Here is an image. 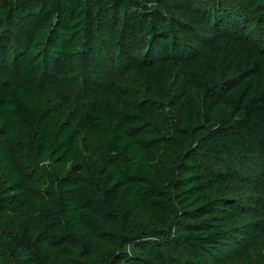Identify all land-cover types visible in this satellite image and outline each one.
Masks as SVG:
<instances>
[{
    "label": "trees",
    "instance_id": "16d2710c",
    "mask_svg": "<svg viewBox=\"0 0 264 264\" xmlns=\"http://www.w3.org/2000/svg\"><path fill=\"white\" fill-rule=\"evenodd\" d=\"M263 231L264 0H0V264H264Z\"/></svg>",
    "mask_w": 264,
    "mask_h": 264
},
{
    "label": "rangeland",
    "instance_id": "374dc122",
    "mask_svg": "<svg viewBox=\"0 0 264 264\" xmlns=\"http://www.w3.org/2000/svg\"><path fill=\"white\" fill-rule=\"evenodd\" d=\"M116 79V78H115ZM117 80H115L116 82ZM65 93V100L66 103H82L84 101L85 96H82L80 94H75L68 90L66 87L62 88ZM91 97V95H89ZM254 242L253 245L250 246V252L253 254L255 258H258L262 255H264V231L259 234Z\"/></svg>",
    "mask_w": 264,
    "mask_h": 264
}]
</instances>
